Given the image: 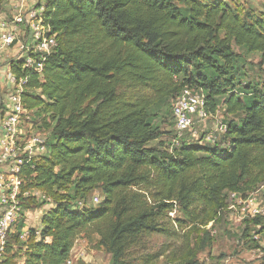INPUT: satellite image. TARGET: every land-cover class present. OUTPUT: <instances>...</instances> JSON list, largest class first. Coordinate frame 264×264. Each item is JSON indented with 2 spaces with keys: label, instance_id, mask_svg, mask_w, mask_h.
Listing matches in <instances>:
<instances>
[{
  "label": "trees",
  "instance_id": "trees-1",
  "mask_svg": "<svg viewBox=\"0 0 264 264\" xmlns=\"http://www.w3.org/2000/svg\"><path fill=\"white\" fill-rule=\"evenodd\" d=\"M41 1L58 47L24 97L48 134V155L24 171V191H39L53 207L39 238L33 231L22 241L25 227H15L0 264L21 247L26 264H66L88 233L111 264H132L144 236L166 233L161 222L175 205L195 229L206 227L226 219L229 195L264 183V87L243 82L236 53L264 58V19L246 23L229 0ZM185 90L205 97L208 114L223 107L234 118L214 143L205 141L209 134L187 142L186 134L176 144L175 122L172 143L163 139L157 119L172 115ZM94 192L101 202L91 207ZM21 204L45 207L32 197ZM188 252L181 263L199 249Z\"/></svg>",
  "mask_w": 264,
  "mask_h": 264
},
{
  "label": "built area",
  "instance_id": "built-area-1",
  "mask_svg": "<svg viewBox=\"0 0 264 264\" xmlns=\"http://www.w3.org/2000/svg\"><path fill=\"white\" fill-rule=\"evenodd\" d=\"M57 47V34L49 23L44 1L39 0L34 7L16 12L12 17L0 8V262L6 255L8 238L15 232V227L22 219L35 213L25 211L21 200L32 197L45 203V207H53L51 199L39 191H24L27 185L24 171L33 169V162L48 155V137L37 129L35 118L31 116L35 111L30 112L26 108L24 97L28 93L31 77L43 78L45 65ZM4 55L6 58L2 67L1 58ZM172 112L176 144L190 132L196 120L204 121L211 116L206 111L205 97L192 90H185L177 97ZM225 131L226 127L222 125L217 132ZM216 133L207 135L205 141L214 143ZM228 198V223L242 225L249 220L264 218L261 201L264 199V183L252 192L233 193ZM92 202L98 205L100 196L95 194ZM83 207L84 203L78 202L75 209ZM255 227L260 229V225ZM261 230L253 234L251 240L264 249V233ZM28 237L26 226L21 240L26 241ZM71 253H74L73 250ZM73 263L70 255L66 264Z\"/></svg>",
  "mask_w": 264,
  "mask_h": 264
},
{
  "label": "rangeland",
  "instance_id": "rangeland-1",
  "mask_svg": "<svg viewBox=\"0 0 264 264\" xmlns=\"http://www.w3.org/2000/svg\"><path fill=\"white\" fill-rule=\"evenodd\" d=\"M229 1H232V8L236 13H239L246 23L251 25L257 19H264V0ZM37 3L39 0H0V8L9 17H12V13L25 12ZM179 6L183 7V4ZM236 53L239 55L238 65L243 82L258 84L263 88L264 58L262 55L258 53L249 54L244 49H236ZM172 106L171 103L170 112H172ZM172 115L167 120H163L162 115L157 119V125L161 127V131L164 133L163 139L168 140L169 143H172L170 135L174 131ZM34 118L35 122L41 120L35 116ZM229 119L234 118L226 117L224 108L220 107L219 112L215 115L211 114L208 119L196 120L190 132L187 133L186 141L199 143L198 141L203 134L217 132L221 125ZM40 131L41 134L48 137L46 132ZM156 144L157 142H154L150 145ZM93 195L95 192L90 193L86 199L91 207H94ZM261 201L264 206V199ZM40 215L35 212L25 216V219L28 220L27 224L25 219H22L19 226H27L29 234L34 231L39 238L42 228ZM254 220H249L242 225H234L225 219L219 222L213 221L206 227L199 226L195 229L184 217L181 209L175 205L168 217L163 218L161 222L166 233H153L144 236L138 246L130 252L128 258L132 264H148L150 261L153 264H264V249L257 248L251 242V236L259 233L261 228L264 233V218L258 220L260 221V229L255 227ZM178 222L182 223V227L179 226ZM206 232L209 235H206ZM50 241L49 239L46 240L48 243ZM196 248L199 249V252L194 260L189 263H181L184 256L189 254L188 249L194 250ZM73 252L71 253L73 264H111L110 253L99 245V237L91 233L83 234L78 238ZM27 253L26 247L8 251L6 264H26Z\"/></svg>",
  "mask_w": 264,
  "mask_h": 264
},
{
  "label": "crops",
  "instance_id": "crops-1",
  "mask_svg": "<svg viewBox=\"0 0 264 264\" xmlns=\"http://www.w3.org/2000/svg\"><path fill=\"white\" fill-rule=\"evenodd\" d=\"M14 13H16V12H14ZM14 13H12L13 15H14ZM5 58H6V56L4 55L2 58H1V65H2V67L4 66V64H5ZM47 208L49 209V207H44L42 210H40V211H38V214H41L40 215V217H41V220H42V216L44 215V212H46L45 210H47ZM28 221V220H27ZM28 228V227H27Z\"/></svg>",
  "mask_w": 264,
  "mask_h": 264
}]
</instances>
